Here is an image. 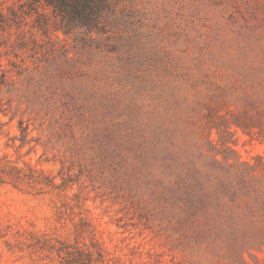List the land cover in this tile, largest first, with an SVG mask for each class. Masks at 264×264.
I'll list each match as a JSON object with an SVG mask.
<instances>
[{
	"label": "rangeland",
	"instance_id": "374dc122",
	"mask_svg": "<svg viewBox=\"0 0 264 264\" xmlns=\"http://www.w3.org/2000/svg\"><path fill=\"white\" fill-rule=\"evenodd\" d=\"M0 0V264H264V0H120L103 30Z\"/></svg>",
	"mask_w": 264,
	"mask_h": 264
},
{
	"label": "trees",
	"instance_id": "16d2710c",
	"mask_svg": "<svg viewBox=\"0 0 264 264\" xmlns=\"http://www.w3.org/2000/svg\"><path fill=\"white\" fill-rule=\"evenodd\" d=\"M24 14L35 13L38 25L46 30L51 17L66 34L78 29L89 33L103 30L107 15L120 0H20ZM0 9V21H3Z\"/></svg>",
	"mask_w": 264,
	"mask_h": 264
}]
</instances>
